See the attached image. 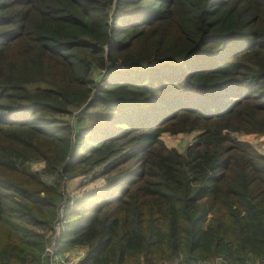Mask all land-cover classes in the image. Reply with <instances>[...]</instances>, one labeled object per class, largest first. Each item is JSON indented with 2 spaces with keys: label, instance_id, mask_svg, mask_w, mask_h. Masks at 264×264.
I'll use <instances>...</instances> for the list:
<instances>
[{
  "label": "trees",
  "instance_id": "obj_1",
  "mask_svg": "<svg viewBox=\"0 0 264 264\" xmlns=\"http://www.w3.org/2000/svg\"><path fill=\"white\" fill-rule=\"evenodd\" d=\"M233 133L264 136V0H0V264H39L60 205L74 264H264V155Z\"/></svg>",
  "mask_w": 264,
  "mask_h": 264
},
{
  "label": "rangeland",
  "instance_id": "obj_2",
  "mask_svg": "<svg viewBox=\"0 0 264 264\" xmlns=\"http://www.w3.org/2000/svg\"><path fill=\"white\" fill-rule=\"evenodd\" d=\"M95 78H98V73H95ZM68 119V118H66ZM233 137L243 139L244 141L251 144V146L256 149L260 154L264 155V136H248L242 133H233ZM193 136L191 134H180L174 137H169L165 139V143L168 147H174L179 152H183L188 143L192 142ZM43 161L32 162L29 168L33 171H39L43 167ZM106 175L103 174V166L97 167L92 171L86 173L73 175L64 181L62 190L64 193L63 199L72 198L70 201L82 198L88 195L90 192L100 189L106 185ZM64 211V206L62 205V212Z\"/></svg>",
  "mask_w": 264,
  "mask_h": 264
},
{
  "label": "built area",
  "instance_id": "obj_3",
  "mask_svg": "<svg viewBox=\"0 0 264 264\" xmlns=\"http://www.w3.org/2000/svg\"><path fill=\"white\" fill-rule=\"evenodd\" d=\"M123 69L124 67L121 65H118ZM62 205L59 206L58 209V217L54 223V234L50 238L42 256H41V261L39 264H68L67 261V256L65 252H58L55 244H56V239L59 236V229L60 225L59 222L62 219Z\"/></svg>",
  "mask_w": 264,
  "mask_h": 264
},
{
  "label": "crops",
  "instance_id": "obj_4",
  "mask_svg": "<svg viewBox=\"0 0 264 264\" xmlns=\"http://www.w3.org/2000/svg\"><path fill=\"white\" fill-rule=\"evenodd\" d=\"M85 253V248L77 247L66 251L65 254L67 256L68 264H74L78 259H80Z\"/></svg>",
  "mask_w": 264,
  "mask_h": 264
}]
</instances>
